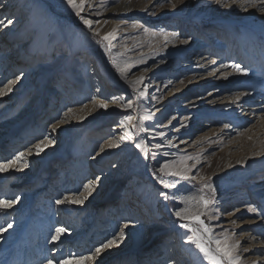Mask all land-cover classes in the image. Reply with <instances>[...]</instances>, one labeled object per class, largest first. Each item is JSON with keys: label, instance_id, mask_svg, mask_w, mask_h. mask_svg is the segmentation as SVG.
Segmentation results:
<instances>
[{"label": "rangeland", "instance_id": "obj_1", "mask_svg": "<svg viewBox=\"0 0 264 264\" xmlns=\"http://www.w3.org/2000/svg\"><path fill=\"white\" fill-rule=\"evenodd\" d=\"M44 1L49 7L0 1V20L14 21L0 29V164L20 152L28 155L0 171V199L19 203L15 211L0 210V264H209L186 242L192 233L181 224L188 221L169 222L159 212L162 200L174 213L195 207L196 201L186 205L182 197L200 195L214 200L201 216L212 229L211 246L227 237V244L236 245L237 264H264V171H259L264 165V13L259 2L251 8L245 0H222L230 7L182 0L172 8L168 0H87L91 7L81 15L93 22L88 27L66 0ZM14 4L18 7L7 16L1 14ZM11 28L20 40L2 39ZM110 32L113 36L104 40ZM50 36L55 46H49ZM16 44L26 48L15 49ZM185 50H192L188 63L173 55L144 62L156 52ZM239 51L247 52L249 67L241 64L245 55L235 56ZM96 58L108 71L98 63L92 78L87 66ZM197 60L214 64L207 69L208 80L190 71ZM234 63L245 71L232 68ZM153 65L166 72L149 76ZM140 77L134 90L131 82ZM128 101L132 109L123 107ZM101 102L107 108H100ZM127 115L136 117L137 127H124ZM143 116L151 119L141 121ZM174 118L179 122L169 126ZM125 131L132 139L121 141ZM140 139L148 146L147 158L135 147ZM70 151L73 156L60 158ZM165 162L190 169L187 174L195 179L163 189L156 170ZM142 164L146 177L136 178ZM150 173L155 182L147 180ZM209 177L215 191L199 192ZM80 195L87 196L83 203H57ZM249 205L257 211L249 212ZM57 228L65 232L53 241ZM172 239L182 249L169 251Z\"/></svg>", "mask_w": 264, "mask_h": 264}, {"label": "snow or ice", "instance_id": "obj_2", "mask_svg": "<svg viewBox=\"0 0 264 264\" xmlns=\"http://www.w3.org/2000/svg\"><path fill=\"white\" fill-rule=\"evenodd\" d=\"M182 0H168V4L172 7L175 8L177 3H181ZM214 2L217 5H222L224 7H230V5L223 3L222 0H214ZM233 3L236 2V0H232ZM245 2L247 3L248 7L251 8H255L257 6V2H259L260 4V10L262 13H264V0H245ZM66 3L68 4V6L73 10V12L75 13V15L77 17H79L82 21V23L85 26L91 27V24L93 23L92 21L85 19L81 13L84 11L85 7H91V5H89L87 3V0H79V2H77V0H66ZM0 7H2V5H0ZM247 10V9H245ZM14 23V21L12 19H3L0 20V29H6L7 27H9L10 25H12ZM133 27H135V25H133ZM145 31H147V29H145ZM173 37H175L177 34L173 33L172 34ZM113 36V33H108L106 34L103 39L104 40H109L111 37ZM185 43L187 41H184ZM232 68L236 69L238 72H244L245 69H243L239 64H232L231 65ZM117 71H120L119 68H117ZM123 72L121 71V76H123ZM227 78V77H225ZM17 79H19V77H17ZM143 79V77L138 78L137 80H134L131 82V85L133 87V89L135 90L136 85L139 84L141 82V80ZM16 81H10V84L15 83ZM181 83H183V81H181ZM11 90V89H9ZM2 94V93H0ZM145 93H140L141 96H143ZM115 99V98H114ZM237 99H239V97H237ZM100 108H107V105L103 102H101L99 104ZM123 107L127 108V109H132L133 107V102L132 101H128L127 104L123 105ZM136 119V117H134L133 115H127L124 118V121L122 122L124 127L127 128L129 125H132L133 127H137L136 125H134V120ZM141 121L144 120H148L151 119V117L149 116H143L140 117ZM55 127H53V130H55ZM141 128V130H143V126L140 125L139 126ZM160 135H163V133H161ZM128 139H132L131 134L128 131H125L124 134L120 137L121 141L124 140H128ZM48 143H52L51 140L48 141ZM170 143V142H169ZM41 144H43V141H41ZM115 144L110 143L108 145V147H115ZM135 147L137 149L140 150L141 153L145 154V158H147V154H148V146L146 145L144 139H140L138 143H136ZM155 147L157 149H159L160 147H162V145L157 144L155 145ZM40 151H42L41 145L38 144L36 145V154L38 155L40 153ZM101 151H103V149H101ZM24 153H18L14 158L13 161H8L5 164H0V171H3L6 167V164L8 163H13L14 161H20L21 158L23 157ZM153 157H155L156 153H152ZM167 155V153L165 154ZM186 159H192V157H187ZM181 163H183L181 161ZM25 166H27L25 164ZM159 174H160V178H159V182L162 185L163 189H172L176 187V184L178 183V181L180 180H190V179H195V177H189L188 176V172L190 171V169L188 168H183V169H179L176 167V163L175 162H165L162 163L160 165V167L156 170ZM165 176H171V177H175L177 178V180L174 181H166L165 179H163V177ZM210 177L208 178V180H206L203 184V187L201 189H199V192H203L204 188H207L211 191H215L211 185V183H209L208 181H210ZM84 189L86 190V192L88 193V195L91 194V186L90 184H85L84 185ZM160 196L163 197L164 199H168V195L167 193H165L164 191L160 192ZM18 199V198H17ZM87 199L86 195H80L79 198L77 199H73L71 201L68 200V197H65L63 201L58 200L57 203H63V202H71V203H83V201ZM182 202L185 203L186 205H188L191 201H196L195 207H184L181 208L177 211L174 212V215L179 218L180 220H184V221H188V223H183L181 224V227L188 229L189 232H191L192 234L190 236L187 237V243L193 244L195 245L196 249H198L204 256V259L207 260L209 262V264H237L238 261V257L234 254V248L236 247V245L234 244H227L226 240L227 237H225L224 240H215V245L216 247L213 248L211 245L213 243V238L210 235L212 229L204 222L203 219H201V216L204 215L207 211V209L209 208L210 205L214 204V200L212 199H208L206 197H204L203 195H200L198 198L196 196H188V197H182ZM15 201L12 200H4V199H0V210H3L5 208H9L12 206V204H14ZM248 211L249 212H253L255 213L257 211V209L251 205L248 206ZM235 222V221H233ZM190 224H195V227H191ZM9 228L12 227L11 224L8 225ZM124 227H127V224L124 225ZM65 232V229L63 228H57L56 229V234L52 236V240L56 241L59 236ZM124 238V232L123 230H121V232L119 233V239L123 240ZM115 240V237L113 240H109L106 244L102 245L100 248L96 249V253L99 254L104 248H107L109 246H111L113 244ZM89 258H94V257H79V260H86ZM49 264H51V261H49ZM59 264H68V261L66 260H62L59 262Z\"/></svg>", "mask_w": 264, "mask_h": 264}, {"label": "bare ground", "instance_id": "obj_3", "mask_svg": "<svg viewBox=\"0 0 264 264\" xmlns=\"http://www.w3.org/2000/svg\"><path fill=\"white\" fill-rule=\"evenodd\" d=\"M0 1H2V0H0ZM29 1H31L32 2V4H31V6H33V7H40V8H42V7H47L48 6V4L44 1V0H29ZM45 3V4H44ZM18 7V4H14V5H5L4 6V8H2L1 10H3L4 12L3 13H1V14H3V15H5V16H7V13H8V10H14L15 8H17ZM49 7V6H48ZM264 16V15H263ZM16 37H18V38H16ZM55 38H56V40L57 41H60V40H62V36L61 35H56L55 34V36H54ZM2 39L3 40H6V41H10V40H20L21 38H19V32L17 31V30H15L14 28H11V29H9L8 30V33H7V35L5 36V37H2ZM47 40L48 41H50L51 43L49 44V46H51V45H53L54 44V46H55V42H54V38H52L51 36L49 37V39L47 38ZM5 41V42H6ZM2 43H4V42H2ZM24 48H26L25 46H23L22 44H16V46H15V49H18V50H21V49H24ZM190 51H192V50H185L184 52L185 53H177V55L176 54H174V53H172V52H168V51H165V52H162V53H160V52H156V53H154V54H152L151 56H147V58H145L144 59V62H146V63H152V62H155L157 59H161V58H165V57H172V55L173 56H176V58H180L181 59V61L182 62H184V63H188V62H190V61H188L191 57V55H189V53H190ZM244 52V53H243ZM243 53V54H242ZM235 54V56L236 57H240L241 55H245V57H246V59H242L241 61V64H243L244 66H247V67H249V64L251 65V63H250V61H249V58H247V52L246 51H239V52H237V53H234ZM100 60L101 59H98V58H96V60H95V63L93 62V63H91L90 65H88L87 67L88 68H91V71H90V76L92 77V78H95V76H97L96 75V70H95V67H96V65L98 64V63H101L100 62ZM238 61H240V60H236V62H238ZM102 62H104V61H102ZM214 63V62H213ZM101 65L103 66V67H105L106 68V70L108 71V65L107 64H105V63H101ZM195 67L194 68H192L190 71H192L193 72V76H194V78L195 77H197V76H200V75H196V74H198V73H202V74H206L205 76H203V78H207V80L209 79V78H211L210 76H211V71L209 72L207 69L208 68H214V64H211V65H209V67H206L207 66V64H203V61H201V60H197L196 62H195ZM109 68H111V66H109ZM155 68H157V66L156 65H153L152 66V68H151V70L149 71V76L150 75H156V74H158V73H160V72H166V68H163V69H155ZM184 68V67H183ZM186 68V67H185ZM188 68V67H187ZM168 70V69H167ZM113 71V70H112ZM179 71V70H178ZM155 72H157V73H155ZM209 72V73H208ZM109 74H110V72H109ZM213 74V73H212ZM67 77H69V79H68V85L69 86H73L76 82L74 81V78H73V76H72V74H70V75H68ZM109 79H107V81L108 80H111L110 79V76H107ZM116 78V77H115ZM100 79V78H99ZM118 80V79H117ZM111 81H113V80H111ZM203 82V81H202ZM96 83H98L96 80H94L93 82H91V84L93 85V87L95 88V89H98V86H97V84ZM114 83V82H113ZM198 87V86H197ZM240 99V98H239ZM170 100V99H169ZM169 102V101H168ZM239 103H242L241 101H238ZM168 108H170V105H167L165 108H164V110H167L166 112H169L168 111ZM235 109L233 108V111H234ZM259 110V109H258ZM180 113L182 112V108H180L179 110H178ZM174 114L175 113H177V111H174L173 112ZM175 119V118H174ZM176 122H179V121H177L176 119L175 120H173V121H171L170 123H168L169 124V126H171V125H174V123H176ZM166 127V126H165ZM170 128V127H169ZM20 153H23V152H20ZM73 154V152L72 151H70V152H68V153H65V154H60V158H62V159H64L66 156H68V157H71V156H73L72 155ZM26 156H28L27 154H25L24 153V155H23V157L21 158V160H25V158H26ZM27 160V159H26ZM104 162V161H103ZM103 164V163H102ZM82 168L83 167H79L78 168V172H81V170H82ZM258 168V167H257ZM260 169L261 170H259L260 172H263L264 171V165L263 166H261L260 167ZM263 170V171H262ZM145 172H146V169L144 168V164H142V167L141 168H139V169H136V178H139V177H141V176H145L146 177V175H145ZM258 173V172H257ZM253 177H256L255 175L253 176ZM147 180L148 181H150V180H152V181H156V179H155V177H153V176H151V173L150 174H148L147 175ZM37 192V191H36ZM35 192V193H36ZM125 195L126 196H128L129 195V193H128V191H125ZM107 197V194H105V198ZM16 205H19V203L17 204V203H14V204H12V206L11 207H9V208H6V209H4V211L5 212H9V211H15L16 209H18L17 207H16ZM159 208H160V213H161V216H163L164 218H162L163 220L164 219H166V220H168L169 222L170 221H175L177 218H176V216L174 215V213L172 212V210H171V208H170V206H169V203L167 202V204L162 200L161 202H160V204H159ZM228 218V217H227ZM167 221V222H168ZM5 234V233H4ZM9 235V234H8ZM7 235V239H9V238H11L12 239V236H8ZM167 244H168V248H169V251H178V250H180V248H181V246L174 240V239H172V240H169V242H167ZM182 249V248H181ZM14 250V249H13ZM179 255V254H178ZM173 258V257H172ZM108 260V259H107Z\"/></svg>", "mask_w": 264, "mask_h": 264}]
</instances>
